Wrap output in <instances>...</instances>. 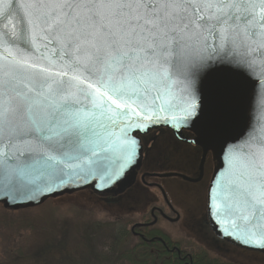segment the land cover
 I'll return each mask as SVG.
<instances>
[{
	"label": "snow or ice",
	"instance_id": "snow-or-ice-1",
	"mask_svg": "<svg viewBox=\"0 0 264 264\" xmlns=\"http://www.w3.org/2000/svg\"><path fill=\"white\" fill-rule=\"evenodd\" d=\"M253 73L264 0H0V201H34L65 177L114 183L136 135L165 124L183 143H222L209 217L264 249V121L233 136Z\"/></svg>",
	"mask_w": 264,
	"mask_h": 264
},
{
	"label": "rangeland",
	"instance_id": "rangeland-1",
	"mask_svg": "<svg viewBox=\"0 0 264 264\" xmlns=\"http://www.w3.org/2000/svg\"><path fill=\"white\" fill-rule=\"evenodd\" d=\"M146 150L143 172L196 178L200 158L189 148L163 137ZM208 158V174L201 183L153 178L146 182L156 187L146 188L139 178L118 198L98 197L89 190L47 200L37 209L14 212L0 205V260L4 264H115L118 252L138 242L130 234L133 223L144 219L152 206H166L159 186L180 212L176 225H162L172 238H191L229 263L264 264V255L229 246L210 231L206 195L214 168Z\"/></svg>",
	"mask_w": 264,
	"mask_h": 264
},
{
	"label": "water",
	"instance_id": "water-1",
	"mask_svg": "<svg viewBox=\"0 0 264 264\" xmlns=\"http://www.w3.org/2000/svg\"><path fill=\"white\" fill-rule=\"evenodd\" d=\"M238 120L233 132V136H238L242 134L248 125L251 123L253 117H256L258 121H264V77H261L258 73H253L252 78H243V88L240 94L239 98V105H238ZM161 129L168 130L171 134H173L174 138H176L180 143L181 142L177 137V130L172 128L169 125L165 124H159V125H152L147 132H139L138 135L133 133V135H136V138L140 141V144L142 146V150L139 152L137 156V160L134 164L130 165L129 167L125 168L122 175L118 180H116L114 183L109 181V178L107 176H104L101 178V174L97 173L95 175H88L85 178H73L72 180H68L67 177H65V183L60 184L59 180H56L55 183L59 185V187H56L53 192H45L42 193L40 196L36 198L34 201H28V200H17L13 201L9 204H5L3 201H0V205L3 206L4 209L8 211H19V210H26V209H37L36 207H39L47 202V200H57L58 198H63L68 195H74L78 194L79 192L83 191H91L94 195H97L98 197L102 198H111V197H121V195H124L125 192L132 189L137 184L138 177L140 173L142 172L143 164H144V150H143V141L141 137H147L151 131H158ZM118 132V129H116ZM180 133L183 134L184 132L189 133L193 138L196 136V130H186L184 128H181L179 130ZM187 138V137H186ZM192 138V139H193ZM189 141L192 139L187 138ZM190 146H195L201 149L202 151V160L199 166V177L193 179L188 178L187 176L179 175V174H163L161 175H143L142 181H144L145 177H151V178H180L181 180L187 181L192 184L200 183L203 181L204 176V166L207 160V156L210 155L212 158L213 163V172L210 177V182L207 188V222L208 227L211 232H213L214 236L222 241L228 244L229 246H233L239 250H244L247 252H255L258 254L263 255L264 249H260L254 245H246L243 244L240 240H238L235 236L227 235L223 232V225H217L213 222V219L209 217L208 213V198H209V188L212 186L213 179L217 177L218 171L223 169L224 171L227 170V157L222 150V143L219 141L211 142L209 146V142L206 140H202L200 144L195 143H185ZM102 155L104 153H101ZM120 154L119 152H116L113 156V164H112V171L115 172L119 165L122 163V160L119 158ZM160 192H162L163 197L165 201L170 205V202H168L167 195L165 192H163L162 188L159 187ZM231 231V229H230Z\"/></svg>",
	"mask_w": 264,
	"mask_h": 264
},
{
	"label": "flooded vegetation",
	"instance_id": "flooded-vegetation-1",
	"mask_svg": "<svg viewBox=\"0 0 264 264\" xmlns=\"http://www.w3.org/2000/svg\"><path fill=\"white\" fill-rule=\"evenodd\" d=\"M184 136L189 138V139L193 138L187 132H184ZM163 137L168 138L169 142L173 140V142L175 144L177 143V145L181 146L182 148H183V146L189 148L190 151L193 152L191 154H194V155L196 154L197 158L198 157L200 158V162H199V165L197 168V176H196V178H198L199 174H200L199 166H200V163L202 160L201 149L198 147H195V146L193 147V146L187 145L185 143H183V144L180 143L176 138H174L173 134H171L166 129H161L158 131H151V133L147 137H141V139L143 141L144 157L146 158L148 156V150H146V149H149L151 147V144L159 143ZM208 157H209V155L207 156V160H206V163L204 166L205 172H204V176H203V181L205 180V178L208 174V170H207L208 169L207 168L208 167L207 162L209 160ZM144 160L145 159H143V161ZM144 163H145V161H144ZM142 172L140 173V175L138 177V179L140 178V182H142L141 179H142L143 175H148L146 172H143V173ZM149 175H152V174H149ZM210 177H211V175H210ZM153 178H150L148 176L145 177L144 182H142L144 187H146V188H150V186H152V188L156 187V185L154 183L152 185V184L146 182V180L153 179ZM143 217H144V219H142L141 221L133 223V227L130 229V234L133 237H135L136 239L141 240L144 243H147L149 245H153L156 243V244L161 245L162 247L165 248L166 244L163 241V238L166 236H171V235L167 231L164 230L162 225L165 223H168L171 225H176L180 221V212H178L176 210V208H174L171 204L169 205L166 202V206H164V207H160L157 205L152 206L150 208V210L144 214ZM147 236H148V238H146ZM167 250L171 253L180 254V251L178 250V248L176 246L173 247L172 249L167 248Z\"/></svg>",
	"mask_w": 264,
	"mask_h": 264
},
{
	"label": "trees",
	"instance_id": "trees-1",
	"mask_svg": "<svg viewBox=\"0 0 264 264\" xmlns=\"http://www.w3.org/2000/svg\"><path fill=\"white\" fill-rule=\"evenodd\" d=\"M163 241L166 244L165 248L156 243L149 245L138 240L131 248L117 253L115 264H234L221 257H215L203 244L196 243L191 238L174 239L171 236H166ZM175 246L180 254L167 250V248L172 249ZM0 264L4 263L0 260Z\"/></svg>",
	"mask_w": 264,
	"mask_h": 264
}]
</instances>
